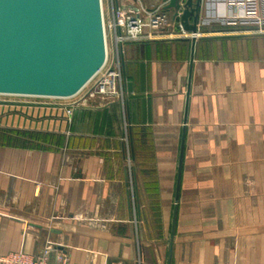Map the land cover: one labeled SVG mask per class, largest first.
Segmentation results:
<instances>
[{
  "label": "crops",
  "instance_id": "crops-1",
  "mask_svg": "<svg viewBox=\"0 0 264 264\" xmlns=\"http://www.w3.org/2000/svg\"><path fill=\"white\" fill-rule=\"evenodd\" d=\"M197 2L195 39L125 44L123 102L0 131V254L264 264V0Z\"/></svg>",
  "mask_w": 264,
  "mask_h": 264
},
{
  "label": "water",
  "instance_id": "water-1",
  "mask_svg": "<svg viewBox=\"0 0 264 264\" xmlns=\"http://www.w3.org/2000/svg\"><path fill=\"white\" fill-rule=\"evenodd\" d=\"M161 1L173 16L191 7ZM105 58L101 0H0V94L72 97Z\"/></svg>",
  "mask_w": 264,
  "mask_h": 264
},
{
  "label": "built area",
  "instance_id": "built-area-1",
  "mask_svg": "<svg viewBox=\"0 0 264 264\" xmlns=\"http://www.w3.org/2000/svg\"><path fill=\"white\" fill-rule=\"evenodd\" d=\"M229 3L244 10L241 15L255 17L250 11L249 0H229ZM164 4L162 1L148 5L143 0H101L106 58L102 67L74 96L57 98L69 99L62 107L68 118L72 116L74 110L88 104L94 98L123 102L126 95L123 78L124 46L127 42L163 37L195 39L200 35L197 31H188L181 22L172 25L167 11L164 10ZM260 22L258 20V24ZM257 30L262 32L264 29ZM52 251L50 243L44 245L37 255L24 250L11 251L0 254V264H68L64 254Z\"/></svg>",
  "mask_w": 264,
  "mask_h": 264
},
{
  "label": "rangeland",
  "instance_id": "rangeland-1",
  "mask_svg": "<svg viewBox=\"0 0 264 264\" xmlns=\"http://www.w3.org/2000/svg\"><path fill=\"white\" fill-rule=\"evenodd\" d=\"M68 100L0 94V131L6 134L28 132L23 128L28 129L31 126L34 129L35 121L65 117L62 107ZM17 122L19 125H16ZM41 127L37 124L39 134ZM129 191L133 193L132 188Z\"/></svg>",
  "mask_w": 264,
  "mask_h": 264
}]
</instances>
